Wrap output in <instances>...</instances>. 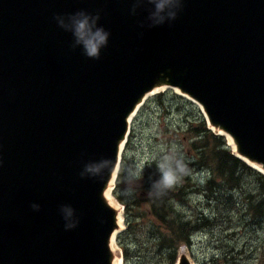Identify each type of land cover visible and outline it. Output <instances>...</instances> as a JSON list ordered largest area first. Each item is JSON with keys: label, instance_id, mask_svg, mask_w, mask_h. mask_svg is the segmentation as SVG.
Listing matches in <instances>:
<instances>
[{"label": "water", "instance_id": "obj_1", "mask_svg": "<svg viewBox=\"0 0 264 264\" xmlns=\"http://www.w3.org/2000/svg\"><path fill=\"white\" fill-rule=\"evenodd\" d=\"M158 88L264 174V0H0V264H122L110 192Z\"/></svg>", "mask_w": 264, "mask_h": 264}, {"label": "rangeland", "instance_id": "obj_2", "mask_svg": "<svg viewBox=\"0 0 264 264\" xmlns=\"http://www.w3.org/2000/svg\"><path fill=\"white\" fill-rule=\"evenodd\" d=\"M159 91L161 94H157ZM201 116L203 113L195 102L166 88L148 95L129 120L127 140L110 196L123 213L124 205L116 196H120L128 208L126 215L131 226H125L123 214L122 228L118 233L124 232L132 264H164L153 238L154 224L149 212L150 194L146 185L149 177L145 175L148 164L157 163L159 174L166 183L175 180V164H182L185 172L192 171L190 179L196 187L203 186L206 168H197L193 164L197 151L191 142L193 137H198L193 136V129ZM240 185L242 195L234 191L228 202L226 199L220 206L223 210L220 225L193 233L191 246L181 248L193 263L264 264V223L260 227L240 229L248 222L242 219L240 204L246 194L254 192V180L245 176ZM203 195L202 191L190 190L180 200L177 199L179 197H171L169 204L183 220L194 221L200 216L211 219L214 206H207ZM232 206L235 207L229 209ZM113 246L119 252L116 238Z\"/></svg>", "mask_w": 264, "mask_h": 264}, {"label": "trees", "instance_id": "obj_3", "mask_svg": "<svg viewBox=\"0 0 264 264\" xmlns=\"http://www.w3.org/2000/svg\"><path fill=\"white\" fill-rule=\"evenodd\" d=\"M157 94H161V91ZM201 117L196 120L195 125L197 126H194L193 129V136L198 137L194 139L191 136L193 137L191 142L197 151L193 164L197 168L201 166L206 168V178L202 188L196 187L190 179L192 171L188 169L189 171L185 172L182 164H175L177 175L172 183L163 181L155 161L146 167L145 175L149 177L146 181L150 194L148 198L149 212L151 221L154 224L153 238L156 251L160 254L164 264H174L179 248L181 246L187 248L191 246L190 237L193 233L220 225V218L223 213L220 206L224 204V200L227 199L228 202L232 192L236 191L239 195H242L240 183L245 176L253 178L254 192L248 193L242 198L239 210L242 211V219L248 220V222L240 229L248 226L260 227L264 223L263 173L237 157L226 143L225 136L209 129L205 119L203 116ZM149 172H151V175ZM190 190L202 191L207 206L213 204L214 216L211 219L200 216L194 221L183 220L180 215L175 214L169 204L170 198L179 197L177 199L180 200ZM116 198L124 205V224L127 228H130L131 225L126 215L128 212L127 205L120 196H116ZM235 206L229 207V209ZM224 212L227 213V210ZM262 228L264 229V226ZM123 234L124 232H120L116 235V244L122 254V264H132L129 246L124 242Z\"/></svg>", "mask_w": 264, "mask_h": 264}, {"label": "bare ground", "instance_id": "obj_4", "mask_svg": "<svg viewBox=\"0 0 264 264\" xmlns=\"http://www.w3.org/2000/svg\"><path fill=\"white\" fill-rule=\"evenodd\" d=\"M160 89H162V88H158V89H156V90H154V91H152V92H150V93H148V95H150V94H152V93H154V92H156V91H158V90H160ZM176 91V90H175ZM147 95V96H148ZM133 115V114H132ZM132 117V116H131ZM134 117V116H133ZM226 138H227V140H228V142L232 145V142H231V139H230V137L228 136V135H226ZM233 146V145H232ZM183 250V249H182ZM185 252V251H184ZM186 253V252H185ZM116 264H120L119 262H117Z\"/></svg>", "mask_w": 264, "mask_h": 264}]
</instances>
